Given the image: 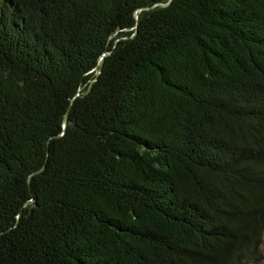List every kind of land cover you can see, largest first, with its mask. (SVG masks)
<instances>
[{
	"label": "trees",
	"instance_id": "obj_1",
	"mask_svg": "<svg viewBox=\"0 0 264 264\" xmlns=\"http://www.w3.org/2000/svg\"><path fill=\"white\" fill-rule=\"evenodd\" d=\"M263 237L264 0H0V264H261Z\"/></svg>",
	"mask_w": 264,
	"mask_h": 264
},
{
	"label": "rangeland",
	"instance_id": "obj_2",
	"mask_svg": "<svg viewBox=\"0 0 264 264\" xmlns=\"http://www.w3.org/2000/svg\"><path fill=\"white\" fill-rule=\"evenodd\" d=\"M261 254L263 256V260L261 261V264H264V242H263V245L261 246Z\"/></svg>",
	"mask_w": 264,
	"mask_h": 264
},
{
	"label": "water",
	"instance_id": "obj_3",
	"mask_svg": "<svg viewBox=\"0 0 264 264\" xmlns=\"http://www.w3.org/2000/svg\"><path fill=\"white\" fill-rule=\"evenodd\" d=\"M66 120V115L64 116V121Z\"/></svg>",
	"mask_w": 264,
	"mask_h": 264
}]
</instances>
